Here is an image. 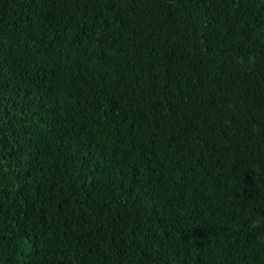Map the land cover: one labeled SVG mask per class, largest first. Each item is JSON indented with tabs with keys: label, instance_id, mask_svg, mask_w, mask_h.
Masks as SVG:
<instances>
[{
	"label": "trees",
	"instance_id": "trees-1",
	"mask_svg": "<svg viewBox=\"0 0 264 264\" xmlns=\"http://www.w3.org/2000/svg\"><path fill=\"white\" fill-rule=\"evenodd\" d=\"M0 264H264V0H0Z\"/></svg>",
	"mask_w": 264,
	"mask_h": 264
}]
</instances>
